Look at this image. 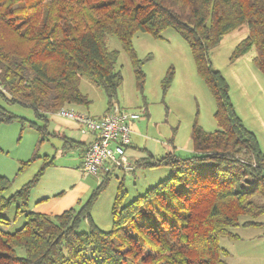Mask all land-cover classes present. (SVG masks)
Wrapping results in <instances>:
<instances>
[{
	"label": "trees",
	"instance_id": "trees-1",
	"mask_svg": "<svg viewBox=\"0 0 264 264\" xmlns=\"http://www.w3.org/2000/svg\"><path fill=\"white\" fill-rule=\"evenodd\" d=\"M245 23L249 33L231 58L256 48L254 63L264 73V0H0V125L19 121L24 128L27 123L43 142L50 135L51 114L90 104L81 89L84 74L104 90L110 108L118 103L123 75L117 69L120 51L109 48L108 34L129 55L142 89L144 60L134 36L161 37L168 28L188 42L214 98L218 124L211 132L193 125V151L187 156L172 150L138 159L140 166L168 167L171 173L129 203L120 182L108 231L95 223L91 209L110 172L79 210L55 216L28 210L31 192L53 157L44 155L40 170L10 196L5 192L13 180L0 176V264H230L220 239L238 238V227H264L257 220L264 203L255 199L264 195V151L238 114L229 82L214 68L209 52ZM173 76L172 67L163 80L165 91ZM15 104L31 108L35 119L8 107ZM62 138L65 149L84 146ZM14 205L17 214H25V223L11 232L5 226L12 221L4 213ZM83 221L87 230H80Z\"/></svg>",
	"mask_w": 264,
	"mask_h": 264
},
{
	"label": "rangeland",
	"instance_id": "rangeland-1",
	"mask_svg": "<svg viewBox=\"0 0 264 264\" xmlns=\"http://www.w3.org/2000/svg\"><path fill=\"white\" fill-rule=\"evenodd\" d=\"M248 33L249 26L245 23L227 33L221 42L210 50L209 55L214 68L221 70L229 82L231 99L238 114L245 125L256 133L264 151V73L254 63L257 50L252 48L237 59L231 58L236 45ZM107 43L110 49L120 51L117 69L122 72L123 84L118 91V102L125 108L142 113L141 118L134 121L132 127V142L143 152L142 156H147V152L143 151L145 148L156 157L172 150L187 156L193 151L191 135L196 122L206 131L211 132L218 128L214 98L197 71L188 42L180 33L173 28L166 29L161 37H155L148 32L136 33L133 44L138 57L144 60L142 67L146 74L142 89L137 84L131 59L120 41L115 35L108 34ZM172 67L174 76L165 91L163 80ZM81 89L91 102L88 106L73 107L86 115H103L108 108V98L104 90L88 74L82 76ZM8 107L18 115L35 119L34 111L29 107L19 104ZM55 142L58 148L61 147L62 141L57 138L40 142V135L27 123L24 128L19 121L0 125V176L13 180L5 192L6 196H10L33 178L42 167L45 154L56 156V146L53 145ZM36 154L40 157L34 158ZM60 157L58 154L57 162L64 160ZM138 159L141 158L132 156L128 159L133 170L115 169L106 188L93 203L92 217L103 230L112 228L111 209L120 182H124L128 189L125 203H129L171 173L168 167L140 166ZM29 160L31 162L20 170L23 163ZM90 178L95 183V189L100 182L98 183L93 175H90ZM91 193L83 204L88 201ZM255 199L264 203V195H257ZM16 206L4 213L12 221L5 226V229L11 232L25 223V214H17ZM81 206L76 209L79 210ZM56 214L59 213H49L51 216ZM249 218L241 217L242 220ZM257 220L264 222V214ZM87 229L88 222L83 221L80 230ZM253 231H259L260 235L250 232L252 234L239 241L228 237L220 239L224 248L234 252L232 264H264V227ZM19 250L20 254H24L23 249Z\"/></svg>",
	"mask_w": 264,
	"mask_h": 264
},
{
	"label": "crops",
	"instance_id": "crops-1",
	"mask_svg": "<svg viewBox=\"0 0 264 264\" xmlns=\"http://www.w3.org/2000/svg\"><path fill=\"white\" fill-rule=\"evenodd\" d=\"M118 104L120 103L118 102ZM49 118L48 131L50 135L46 140L51 141V138H57L62 141V143L59 148L57 147V142L53 143V145L56 146V156L45 154L51 158L53 157L54 161L46 168L44 174L33 188L28 204V210L47 214L61 213L69 208L81 206L89 194L94 190L93 188L95 186L90 175L84 174L81 169L84 150L91 142L93 136L90 134H82L78 123L73 119L60 116L56 113L51 114ZM131 127H133V123ZM62 136L81 142L84 146L82 148L65 149ZM146 149L147 148L143 149V151L147 153L150 152ZM139 150L140 149L134 146L132 142L131 146L127 149L128 159L130 160L132 156L144 157L142 156L144 155L143 152ZM58 154L61 155L60 158H64L62 162L56 161ZM105 174H107L106 171L102 170L100 176L94 177L99 183ZM259 228L260 227L236 228L235 233H237L239 237L234 239V241L242 240L246 235L252 234L250 232L259 234V231H253L254 229L259 230ZM226 249L230 252L228 260L230 264H232L231 260L234 256V252L228 248Z\"/></svg>",
	"mask_w": 264,
	"mask_h": 264
},
{
	"label": "built area",
	"instance_id": "built-area-1",
	"mask_svg": "<svg viewBox=\"0 0 264 264\" xmlns=\"http://www.w3.org/2000/svg\"><path fill=\"white\" fill-rule=\"evenodd\" d=\"M56 114L73 119L82 134L93 136L84 150L81 169L86 175L100 176L102 170L109 173L115 169L133 170L127 149L132 144V123L142 113L114 103L101 116L79 112L72 106L59 109Z\"/></svg>",
	"mask_w": 264,
	"mask_h": 264
}]
</instances>
